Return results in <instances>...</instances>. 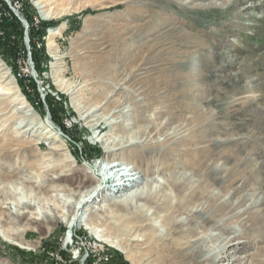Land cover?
<instances>
[{
	"label": "rangeland",
	"instance_id": "1",
	"mask_svg": "<svg viewBox=\"0 0 264 264\" xmlns=\"http://www.w3.org/2000/svg\"><path fill=\"white\" fill-rule=\"evenodd\" d=\"M48 2H51L49 6L41 7L44 5L41 0H0V63L10 77L0 71V90H15L0 96V102L5 105L19 97L22 100L13 101L23 108L20 113L7 112L0 116V127H6L8 119L12 123L9 129L0 131V138L17 135L18 139H34L19 138L21 132L15 126L20 122L29 123L23 119L28 109H34L36 117L53 126L48 118L51 111L58 121L55 124L62 125L55 130L67 145V150L61 153L69 156V163L54 171L46 170L57 161L47 153L50 140H43L46 145L40 143V148L36 146L30 152L45 162L39 168L17 170L8 181H16L9 185L13 196L6 197L2 210H14L15 201H22L20 205L27 211L26 215L39 210L41 201L30 190L22 188L26 183L37 192H47L52 198L50 206L68 215L57 212V221L50 223L47 230H28L23 237L29 244L26 247L6 240L0 230L1 264H129L134 254L132 250L123 253L90 228V222L96 219L105 221V213L98 210L113 200L99 197L81 207L79 200L89 192L75 198L63 188L65 182H44L45 177L54 179L76 169L86 170L92 179L101 181L102 176L97 172L102 167L109 168L113 161L127 168L134 163L119 156V151L115 157H105L100 141L91 139L87 128L76 120L73 102L78 98H71L57 88L56 74L66 88L90 95L96 92L100 98L98 94L95 98L101 102L104 101L101 97L107 93L112 95L107 107L114 111L106 116L117 122L121 120V112L114 108V102L119 101L121 111L130 115L122 121L126 130L116 132L119 136L121 133L127 136L135 129L134 124L169 119L163 126L165 133L179 125L172 147L179 152L209 153L214 163L223 168L233 167L232 174L223 169L213 175L214 178L224 174V181L210 179L221 192L234 191L230 200L254 184L252 178H246L248 173L242 171L244 166L247 171L251 166H259L254 178L264 177V0ZM99 112L102 113V109ZM155 112L157 117L153 116ZM152 134L154 138H161V134ZM97 147L100 154L93 151ZM131 150L126 151L132 153ZM12 155L13 158L0 159L4 168L14 166L21 158V154ZM240 157L250 161L239 162ZM96 160L100 161V167L93 169L91 164ZM25 176L37 177L32 183H21V177ZM2 185L0 183V187ZM39 186H45V190H40ZM91 192L95 193L92 189ZM113 211L124 213L114 208ZM76 213L82 216L70 239L69 226ZM23 221L19 223L21 226ZM35 226L37 223L33 222L31 227ZM104 228L106 234L115 235L116 230L111 229L114 226ZM244 240L240 239V243ZM237 250L239 248L226 254L228 261L241 254ZM60 251L65 254L61 255Z\"/></svg>",
	"mask_w": 264,
	"mask_h": 264
},
{
	"label": "bare ground",
	"instance_id": "2",
	"mask_svg": "<svg viewBox=\"0 0 264 264\" xmlns=\"http://www.w3.org/2000/svg\"><path fill=\"white\" fill-rule=\"evenodd\" d=\"M41 2H44L41 7H47L51 3L48 0H41ZM55 64L53 67L57 68ZM0 71L5 77L10 78L1 63ZM55 77L57 88L62 89L71 98H78L73 102V110L77 114L76 120L87 128L91 139L100 141L106 153L105 157H115L119 151V156L122 158L134 160L133 166H128V168L122 166L123 163L114 161L109 168L101 166L102 168L97 172L98 176H102L101 181L92 179L83 169L72 170L73 172L70 173L63 172L54 179L42 177L44 182L49 184L57 183V181L65 182L63 188L75 198L89 192L83 200H79L81 207L99 197L105 201L113 200L98 210L99 213H105L104 222L98 219L90 222V228L98 237H105L123 253L134 251L133 256L128 260L129 264H214L218 262L223 264H264V177L254 178L259 166H251L248 171L246 166L242 168V171L248 173L246 178H252L254 184L248 191L241 192L240 195L230 200L234 196V191L223 193L211 184L210 179L224 181V174L214 176V178L213 175L223 169H226L225 173H231L233 167L223 168L218 163H214L209 153L203 154L199 150L179 152L174 146L172 147L171 143L174 142L172 138L179 134V125H176L171 132L165 133L163 126L168 124L169 119L164 122L156 120L158 123L151 121L143 125L134 124L135 129L127 136H121L122 133L119 136L117 131L126 130L122 121L130 116L121 111L122 105L119 101L114 102L116 105L114 108H117L119 113L121 112V120L117 122L114 120L115 118L110 119L106 116L114 111L107 107L112 95L107 93L101 97L104 99L101 102L97 99L100 98L98 93L91 92L92 95H90V93L74 88H66L58 79L57 74ZM13 92L5 88L0 90V96H6ZM96 94H98L97 98H95ZM13 100L20 101L22 98L17 97ZM13 100L5 105L0 102V116L7 112L13 114L22 111V106L16 105ZM193 105L195 106V104ZM100 109H102V113H98ZM33 110L28 109L23 114V119L28 120L29 123L21 124L22 122H20L15 128L21 132L19 138L34 137V139H18L17 135L6 139L0 138L1 160L6 157L13 158V153L21 154V158L14 162V166L4 168L6 166L0 164V183H3L0 187V230L6 240L13 241L14 244L21 247L29 245L23 241L28 230L40 231L45 228L47 230L50 223L57 221V212H61V215L65 217L68 215V212L50 206L52 198L46 195L47 192H37L36 189L29 188L26 183L22 188L30 190L33 196L41 201L39 210L24 214L27 211L20 205L22 201L14 202V210L9 212L2 210L6 197L13 196L9 185H13L16 181H8L15 176L17 170L30 167L39 168L45 162L38 155L30 152L40 143L46 145L43 140H50L46 150L57 161L49 164L46 170L54 171L57 167H63L69 163L67 160L69 156L61 153V151L67 150V145L56 133V126L59 127V125L55 124L54 117L51 113L48 116L49 121L53 123L52 126L48 121L36 117ZM155 114L156 112L153 116L157 117ZM11 116L13 117V115ZM8 120L6 127H0V131L5 128L9 129L12 123L10 119ZM84 130L86 129L84 128ZM153 132L154 135L155 133L161 134V138H154ZM36 139H41V141ZM58 141L61 143L58 146H53ZM76 143L78 142L76 141ZM38 147L40 148V146ZM127 149H132V153L127 152ZM28 153L29 155H27ZM72 156L74 155L72 154ZM74 158L77 160L76 157ZM238 160L243 163L250 161L247 157H240ZM91 167L93 169L100 167V161H93ZM3 168L7 169L6 172L2 170ZM36 177L25 176L21 177L20 181L21 183H32ZM246 178L243 180L245 181ZM104 180L105 184L103 185ZM86 186L90 188L87 189ZM39 188L45 190V186H39ZM75 189L81 191H71ZM91 189L95 193H92ZM256 189L259 190L256 191ZM30 201L26 200V202ZM113 208L122 210L124 213L116 214ZM80 214H75L73 223L69 226L70 239L74 237L76 222L82 216ZM22 219L24 221L21 226L19 223ZM33 222L37 223V227H31ZM100 224L101 226H99ZM103 226L109 228L114 226L115 228L111 229L116 230L115 235L106 234ZM98 227H101V230H98ZM131 235H136V237L132 238ZM240 239L245 240L240 243ZM250 242L252 246L248 247ZM235 248H239L240 251H237L241 254H236L237 256L232 261H228L226 254L231 250L234 252Z\"/></svg>",
	"mask_w": 264,
	"mask_h": 264
},
{
	"label": "trees",
	"instance_id": "3",
	"mask_svg": "<svg viewBox=\"0 0 264 264\" xmlns=\"http://www.w3.org/2000/svg\"><path fill=\"white\" fill-rule=\"evenodd\" d=\"M33 48V47H32ZM35 108V107H34ZM36 109V108H35ZM37 110H39V109H37ZM40 111V110H39ZM50 113H51V111H50ZM51 115H52V117H53V114L51 113ZM54 122L56 123V121L54 120ZM58 124V123H57ZM59 126H60V123L58 124ZM61 128H62V125L60 126ZM100 147H97V148H95L93 151H95L96 152V154H98V153H100V149H99ZM60 254L61 255H64L65 253L64 252H62V251H60ZM89 262L88 263H90V260H88Z\"/></svg>",
	"mask_w": 264,
	"mask_h": 264
}]
</instances>
